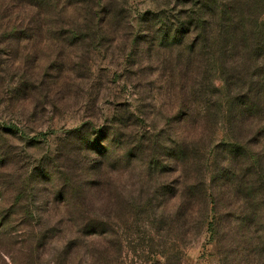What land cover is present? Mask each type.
Wrapping results in <instances>:
<instances>
[{
    "label": "trees",
    "instance_id": "obj_1",
    "mask_svg": "<svg viewBox=\"0 0 264 264\" xmlns=\"http://www.w3.org/2000/svg\"><path fill=\"white\" fill-rule=\"evenodd\" d=\"M126 2L0 0V36L17 42L38 38L58 56L88 54L119 39L126 46L132 38ZM263 12L264 0H195L189 9L145 17L146 35L134 41H147V56L154 59L153 70L172 105L174 139L163 158L156 159V141L147 136L145 147L137 145L136 123L128 112L113 119L114 127L93 131L82 124L65 132L52 156L33 168V181L13 179L11 158L0 148V233L12 232L13 222L23 230L27 223L20 216L35 213L39 231L40 218L49 217L45 231L73 234L69 242L82 238L97 244L92 250L111 260L119 258L123 243L133 253L145 250V230L149 242L156 238L160 246L184 248L205 229L218 264H264ZM69 68L77 73L80 67ZM213 73L223 93L212 85ZM219 120L226 142L213 144ZM181 124L183 131L190 127L188 134H181ZM5 134L10 136L0 126V142ZM135 169L139 187L147 179L156 181L145 186V199L125 189L134 186L128 179ZM168 175L172 180L165 179ZM40 235L35 244L46 241ZM30 252L0 245V254L14 259H26Z\"/></svg>",
    "mask_w": 264,
    "mask_h": 264
},
{
    "label": "rangeland",
    "instance_id": "obj_2",
    "mask_svg": "<svg viewBox=\"0 0 264 264\" xmlns=\"http://www.w3.org/2000/svg\"><path fill=\"white\" fill-rule=\"evenodd\" d=\"M126 1L132 34L126 46L119 39L113 44L104 43L99 49H90L88 54L84 50L68 52L64 56L60 53L58 56V50L48 51L46 47L51 48V44L38 38L25 37L17 42L0 36V126L10 133V136L5 134L2 137L6 140L0 142V148L3 156L11 158L9 168L14 172L13 179L18 176L20 182L29 178L33 181L29 176L39 159L52 156L59 139L68 130L82 124L93 127V131L114 127L113 119L122 117L125 112L134 117L137 145L145 147L142 141L147 136L156 141L152 146L157 148L153 152L156 159L160 161L163 158V149H168L174 139L171 131L172 105L158 82V73L153 70L156 65L154 59L147 56V41L134 40L146 35L142 20L151 13L189 9L195 0ZM73 64L80 67L77 73L66 70ZM59 70L63 72L61 79H58ZM211 81L223 93L217 74H212ZM180 126L181 134L189 133L190 127L183 131V125ZM113 138L118 139L116 135ZM211 140L213 144L226 142L222 120L216 123ZM144 153L146 151L143 150ZM169 176H165L167 181L172 180ZM140 179L135 169L128 179L134 186L125 189L133 197L145 199V186L154 185L156 181L147 179L139 187ZM125 180L122 175L120 183ZM136 189L141 192L135 193ZM31 195L27 197L28 201L33 199ZM148 196L151 195L148 193ZM33 214L30 217L20 216L27 223L23 230L16 228L13 222L12 232L7 228V232L0 233V245L23 248L24 252L31 250L28 253L30 257L14 259L0 254V264H155L156 260L160 264H218L216 245L209 230H202L184 248L167 242L160 246L156 238L149 242V233L145 230L146 244L138 242L147 247L145 250L133 253L128 248L130 244L123 243L119 258L109 260L92 250L93 246L99 247L97 244L87 243L82 238L76 243L74 240L69 242L68 239H74L73 234L64 236L45 231L44 224L51 222L49 217L40 218L42 229L39 231L38 225H35L39 218ZM124 227L121 223L119 230L122 233ZM0 229L4 227L1 225ZM39 235L40 241L42 238L46 241L35 244L33 241ZM93 253L97 256L91 257Z\"/></svg>",
    "mask_w": 264,
    "mask_h": 264
}]
</instances>
